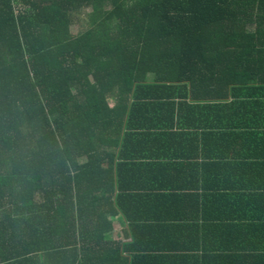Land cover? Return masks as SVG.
<instances>
[{
	"label": "trees",
	"instance_id": "obj_1",
	"mask_svg": "<svg viewBox=\"0 0 264 264\" xmlns=\"http://www.w3.org/2000/svg\"><path fill=\"white\" fill-rule=\"evenodd\" d=\"M263 73L264 0H0V264H236L111 239L106 185L134 107L257 101Z\"/></svg>",
	"mask_w": 264,
	"mask_h": 264
},
{
	"label": "crops",
	"instance_id": "obj_2",
	"mask_svg": "<svg viewBox=\"0 0 264 264\" xmlns=\"http://www.w3.org/2000/svg\"><path fill=\"white\" fill-rule=\"evenodd\" d=\"M238 87L259 100L176 99L148 105L146 119L134 107L114 185H106L115 191L111 239L174 244L164 239L168 228L180 236L175 245L199 255L228 254L236 264L264 255V144L249 127L264 123V81Z\"/></svg>",
	"mask_w": 264,
	"mask_h": 264
},
{
	"label": "rangeland",
	"instance_id": "obj_3",
	"mask_svg": "<svg viewBox=\"0 0 264 264\" xmlns=\"http://www.w3.org/2000/svg\"><path fill=\"white\" fill-rule=\"evenodd\" d=\"M77 29H78V27H76V26H74V27L72 28L73 32H77Z\"/></svg>",
	"mask_w": 264,
	"mask_h": 264
}]
</instances>
